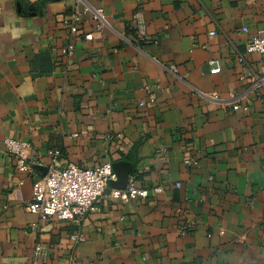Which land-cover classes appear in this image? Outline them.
I'll use <instances>...</instances> for the list:
<instances>
[{
  "label": "crops",
  "instance_id": "0c3cea01",
  "mask_svg": "<svg viewBox=\"0 0 264 264\" xmlns=\"http://www.w3.org/2000/svg\"><path fill=\"white\" fill-rule=\"evenodd\" d=\"M86 2L111 29L75 0H0V264H264V90L227 105L264 76L246 47L264 0ZM137 13L151 43L130 29ZM6 138L32 146V172ZM51 151L61 167L129 165L150 196L124 202L113 185L79 226L40 220L27 205Z\"/></svg>",
  "mask_w": 264,
  "mask_h": 264
},
{
  "label": "built area",
  "instance_id": "2783aa9c",
  "mask_svg": "<svg viewBox=\"0 0 264 264\" xmlns=\"http://www.w3.org/2000/svg\"><path fill=\"white\" fill-rule=\"evenodd\" d=\"M78 6H85V11L92 14L96 21L95 30L103 33L107 29L112 28L109 18L102 9H94L86 0H75ZM85 13L76 10L70 22H66L72 35H76L84 20ZM133 30L143 43H151V39L147 35V21L142 13L134 15L130 24ZM215 35V33H211ZM93 34L87 33L85 39L90 41ZM248 53H258L264 56V36H253L247 42ZM74 49V45H70L63 51L67 55ZM219 72L217 67L213 70ZM248 86L238 94L233 95L227 101V105L231 106L234 111H247V101L250 96H260L264 90V76H255L248 79ZM145 102H141L140 106H144ZM6 154L13 163L15 169L19 172H32L33 162L31 159L32 146L28 143L17 141L12 138H6L4 141ZM51 166L48 173L42 179H38L33 185L32 201L27 205V211L36 215L40 220H50L56 218L59 221L70 222L81 225L85 216L96 210V202L108 189L110 182L118 180L117 174L114 172L111 163L97 167L95 169H85L74 163H68L65 167L59 164L60 153L51 151ZM188 164L193 161H187ZM180 187V185H177ZM154 193H162V187L153 189ZM151 191L148 189H139L135 185L134 179H130L126 188L123 190H113L110 195L115 199L129 202L136 199H146L150 196ZM35 225H32L34 227ZM188 224L184 230L188 229ZM71 239L78 240V236H71Z\"/></svg>",
  "mask_w": 264,
  "mask_h": 264
},
{
  "label": "water",
  "instance_id": "95a60500",
  "mask_svg": "<svg viewBox=\"0 0 264 264\" xmlns=\"http://www.w3.org/2000/svg\"><path fill=\"white\" fill-rule=\"evenodd\" d=\"M114 172L118 176V181L110 182L109 186H116L117 189L123 190L127 186V178L130 173H132L133 169L129 165L115 164L113 165ZM49 170V169H48Z\"/></svg>",
  "mask_w": 264,
  "mask_h": 264
}]
</instances>
